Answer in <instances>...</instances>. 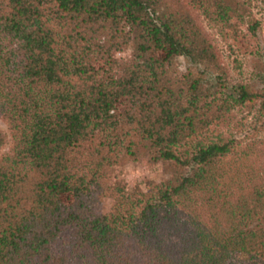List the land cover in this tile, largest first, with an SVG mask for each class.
Returning <instances> with one entry per match:
<instances>
[{
    "label": "trees",
    "instance_id": "obj_1",
    "mask_svg": "<svg viewBox=\"0 0 264 264\" xmlns=\"http://www.w3.org/2000/svg\"><path fill=\"white\" fill-rule=\"evenodd\" d=\"M248 3L0 0V264H264V140L232 112L264 118V83L229 82L194 17L263 79ZM121 158L174 172L127 189Z\"/></svg>",
    "mask_w": 264,
    "mask_h": 264
},
{
    "label": "rangeland",
    "instance_id": "obj_2",
    "mask_svg": "<svg viewBox=\"0 0 264 264\" xmlns=\"http://www.w3.org/2000/svg\"><path fill=\"white\" fill-rule=\"evenodd\" d=\"M249 1V14L255 18L259 25L256 31V36L259 44L264 46V0H248ZM194 17L201 29L205 33L206 37L216 46L219 59L226 66V72L228 81L231 83L242 81L248 83L249 86L258 87L264 83L262 79V72L257 74V62L252 55L242 53V47L238 43L233 42L231 39L227 43L234 46V53L229 52L228 47L224 41H222L216 31L211 28L201 18V16L194 13ZM129 54V50L116 53V56L126 57ZM236 58L240 62L239 72L232 70L231 59ZM177 70L182 71L185 68L184 60L179 57L176 60ZM260 76V78L257 75ZM118 106H124V102L116 100ZM237 119H240L243 126L234 133H252L255 137L264 140V118L258 119L255 123V106L253 108L233 109ZM241 117H244L241 119ZM0 155L8 147V131L5 123L0 118ZM174 172L173 165L169 161H158L156 163L147 164L141 159L129 160L127 158H121L118 163L107 168L106 173L109 176V180L116 178L121 180L127 189L138 187L145 189V184L148 181H159L161 179L172 176ZM111 200L108 197L101 198L99 202V209L101 211H107L110 206Z\"/></svg>",
    "mask_w": 264,
    "mask_h": 264
}]
</instances>
